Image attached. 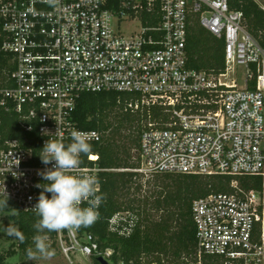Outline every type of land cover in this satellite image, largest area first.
Masks as SVG:
<instances>
[{"label":"built area","instance_id":"obj_1","mask_svg":"<svg viewBox=\"0 0 264 264\" xmlns=\"http://www.w3.org/2000/svg\"><path fill=\"white\" fill-rule=\"evenodd\" d=\"M254 1L264 12V0ZM194 19L224 39V73L188 68ZM244 23L230 0H0V201L8 195L7 209L35 214L37 184L45 183L38 173L52 167L38 155L45 131L58 129L65 144L73 130L91 145L103 142L101 132L75 120L84 94L135 96L125 111L156 107L168 118L142 131L139 166L106 170L90 153L73 173L96 176L98 195L107 171L259 178L260 190L234 181L230 192L193 203L194 264H264V25L255 37ZM240 68L244 77L231 79ZM136 223L133 213L118 212L108 231L128 237ZM56 245L70 262L110 263L114 254L102 252L85 227L56 232Z\"/></svg>","mask_w":264,"mask_h":264},{"label":"trees","instance_id":"obj_2","mask_svg":"<svg viewBox=\"0 0 264 264\" xmlns=\"http://www.w3.org/2000/svg\"><path fill=\"white\" fill-rule=\"evenodd\" d=\"M232 9L241 11L245 27L258 37L264 25V12L254 0H230ZM188 68L212 74L225 72V41L218 39L193 20L188 29ZM255 76L257 69L253 67ZM256 81L248 84L255 89ZM138 98L126 94H84L78 101L75 120L82 130L99 131L104 139L92 145L91 153L100 157L99 164L106 170L136 169L139 166L140 135L150 122L164 124L168 118L160 108L144 112H127L126 105ZM135 133V134H134ZM164 176L162 182L144 194L138 174L107 171L100 176L101 215L98 222L85 227L93 233L100 250L114 254L112 264H194L197 252L193 203L214 193H228L237 181L246 190H260L259 178L204 177L196 175ZM7 209V208H5ZM13 221L18 227L17 250L0 253V264H29L26 250L32 245L35 214L17 213ZM129 211L137 217L136 226L128 237L108 231V220L118 212ZM50 248L56 245V232L48 233ZM22 236L23 242L18 238ZM19 257L17 263L8 260ZM100 264L99 257L92 258ZM208 261L205 264H213ZM215 264V263H214Z\"/></svg>","mask_w":264,"mask_h":264},{"label":"clouds","instance_id":"obj_3","mask_svg":"<svg viewBox=\"0 0 264 264\" xmlns=\"http://www.w3.org/2000/svg\"><path fill=\"white\" fill-rule=\"evenodd\" d=\"M44 135L48 139L38 155L44 165L51 164L52 167L38 173L45 183L37 184L42 191L31 208L37 220L33 225L35 234L31 238L32 245L26 250L29 260L37 255L47 257L50 254L48 233L65 229L79 230L95 223L102 201V197L97 194L96 176L73 173L81 164V156L92 151L86 134L79 130L71 131V142L68 144L58 135V129L54 134L45 131ZM47 194H51L50 197ZM7 207L8 195L7 199L0 201V208ZM18 238L23 242L22 236Z\"/></svg>","mask_w":264,"mask_h":264},{"label":"rangeland","instance_id":"obj_4","mask_svg":"<svg viewBox=\"0 0 264 264\" xmlns=\"http://www.w3.org/2000/svg\"><path fill=\"white\" fill-rule=\"evenodd\" d=\"M125 29L127 30L128 26H125ZM245 72V68L237 69L236 75L231 74L230 78H236L240 81V76L244 77ZM241 82H244V78L241 79ZM242 85L244 84L242 83ZM163 178V175H154L153 177L149 176L147 178L140 175L138 176L139 182L144 185V194H147L153 187L158 186L160 182H162ZM14 215L15 214L12 211L5 208H0V253L9 252L10 250H17L16 234L18 232V227L13 221ZM50 247L51 245L49 244V248ZM8 261L10 263H17L19 261V257H13ZM28 262L29 264H94L92 259L86 258H78L77 260L70 262L62 254V252H60L57 246L50 248V254L47 257H40L37 255L34 259L29 260Z\"/></svg>","mask_w":264,"mask_h":264},{"label":"water","instance_id":"obj_5","mask_svg":"<svg viewBox=\"0 0 264 264\" xmlns=\"http://www.w3.org/2000/svg\"><path fill=\"white\" fill-rule=\"evenodd\" d=\"M98 261L100 264H110L104 257H100Z\"/></svg>","mask_w":264,"mask_h":264}]
</instances>
